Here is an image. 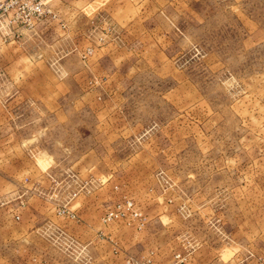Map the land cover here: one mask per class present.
<instances>
[{
  "label": "rangeland",
  "instance_id": "1",
  "mask_svg": "<svg viewBox=\"0 0 264 264\" xmlns=\"http://www.w3.org/2000/svg\"><path fill=\"white\" fill-rule=\"evenodd\" d=\"M44 2L0 23V264H264V0Z\"/></svg>",
  "mask_w": 264,
  "mask_h": 264
},
{
  "label": "built area",
  "instance_id": "2",
  "mask_svg": "<svg viewBox=\"0 0 264 264\" xmlns=\"http://www.w3.org/2000/svg\"><path fill=\"white\" fill-rule=\"evenodd\" d=\"M44 5V0H0V23H2L11 9H15L18 11L28 10L26 16L29 19V23L33 24L35 19L44 15L46 11Z\"/></svg>",
  "mask_w": 264,
  "mask_h": 264
},
{
  "label": "crops",
  "instance_id": "3",
  "mask_svg": "<svg viewBox=\"0 0 264 264\" xmlns=\"http://www.w3.org/2000/svg\"><path fill=\"white\" fill-rule=\"evenodd\" d=\"M92 264V263H91Z\"/></svg>",
  "mask_w": 264,
  "mask_h": 264
}]
</instances>
